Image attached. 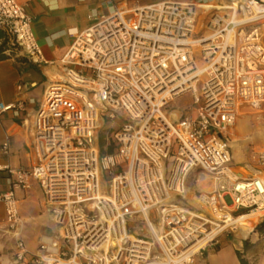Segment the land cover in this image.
Wrapping results in <instances>:
<instances>
[{"label": "built area", "instance_id": "1", "mask_svg": "<svg viewBox=\"0 0 264 264\" xmlns=\"http://www.w3.org/2000/svg\"><path fill=\"white\" fill-rule=\"evenodd\" d=\"M89 17L50 61L24 6L0 0L11 46L31 63L56 66L32 115L35 163L0 164L13 261L28 259L17 191L32 181L55 226L40 237L34 264H193L238 229L236 218L264 221V177L234 169L227 138L239 115L264 105V0L163 1ZM198 22L207 33L194 37ZM184 93L193 110L173 119L167 108ZM22 109L0 103V115ZM108 121L112 151L101 154ZM253 154L264 167V148Z\"/></svg>", "mask_w": 264, "mask_h": 264}, {"label": "crops", "instance_id": "2", "mask_svg": "<svg viewBox=\"0 0 264 264\" xmlns=\"http://www.w3.org/2000/svg\"><path fill=\"white\" fill-rule=\"evenodd\" d=\"M17 1L24 6L31 19L33 31L44 58L59 61L72 42V36L68 31L87 28L92 22L90 14H106L112 7L125 8L163 1L196 2L199 0ZM0 34L2 35L0 43L4 36L7 38L5 50L7 57L0 59V103L9 104L20 101L23 104V109L17 114L8 111L0 115V164H8L11 168L29 167L35 163V156L31 149L32 115L42 101L47 83L54 78L56 66L29 62L14 48L12 49L9 37L1 29ZM19 85L21 89H18ZM39 85L42 86V90L37 93L36 89ZM169 110L176 115L182 112L181 110ZM4 144L7 145L6 150L2 148ZM236 157V153L235 157L232 155L233 167L240 175L258 174L264 177V167L257 164L255 157L251 163L245 164L241 158ZM240 164L244 167H239ZM8 187L4 173L0 172V190H6ZM17 196L28 259L24 262L13 261V240L6 234L4 208L0 203V264H34L31 256L38 247L40 237L50 236L55 231L44 194L36 181H32L30 189L17 191ZM253 219L252 217L242 219L243 231L249 230ZM257 227L246 236L240 232L221 234L217 243L207 246L202 254L195 257L193 264H240L238 252L250 264H264V227Z\"/></svg>", "mask_w": 264, "mask_h": 264}, {"label": "rangeland", "instance_id": "3", "mask_svg": "<svg viewBox=\"0 0 264 264\" xmlns=\"http://www.w3.org/2000/svg\"><path fill=\"white\" fill-rule=\"evenodd\" d=\"M195 36H202L205 35L206 31H201V24L198 22L195 25ZM198 67L204 66V60L201 58L196 57ZM39 81V80H38ZM42 90V86L39 85L36 89L37 93ZM192 99L189 93H184L178 98L171 101L167 109H174V110H193L192 106ZM122 119L117 117L116 122L113 128L110 130L108 136H112L114 131L121 125ZM111 122L108 121L105 127L100 131L99 136L103 133L105 136V132L109 131ZM227 138L229 144L231 146L232 155L235 157V153L237 154L236 158H241L242 162L251 163L254 158V154L252 151H256L258 149L264 148V105L261 106L258 110H249L241 115L236 120L234 127L230 130L227 134ZM99 140V139H98ZM241 145H244L242 148ZM234 159V158H233ZM173 158L170 159L172 161ZM244 167L242 164L239 167ZM248 169V168H247ZM188 184L191 188L194 187L193 175L189 177ZM264 222V221H262ZM260 222L259 224H261ZM259 224H254L252 222L251 226L254 230ZM240 232L243 236L247 235V232L243 230H235L234 232H224V233H237ZM223 234V233H222Z\"/></svg>", "mask_w": 264, "mask_h": 264}, {"label": "trees", "instance_id": "4", "mask_svg": "<svg viewBox=\"0 0 264 264\" xmlns=\"http://www.w3.org/2000/svg\"><path fill=\"white\" fill-rule=\"evenodd\" d=\"M0 37H2V35L0 34ZM6 42H7V38L6 36H4L3 41L0 43V59L6 58L7 55L5 54V50H6ZM12 47V46H11ZM13 49V47H12ZM105 138L103 136V133H101V135L99 136V146H100V153H106V152H111L112 151V146L111 145H107L105 146ZM264 227V222H262L257 228H261ZM252 226H250L248 231H251ZM238 258L240 261V264H250L243 256L240 252H238Z\"/></svg>", "mask_w": 264, "mask_h": 264}, {"label": "bare ground", "instance_id": "5", "mask_svg": "<svg viewBox=\"0 0 264 264\" xmlns=\"http://www.w3.org/2000/svg\"><path fill=\"white\" fill-rule=\"evenodd\" d=\"M171 117L174 119V118H176V114L175 113H171ZM248 217H252V218H254L252 215L250 216H248V215H243V216H241V217H238V218H236L234 221H233V223L232 224H236V226L239 228V230H243L242 228H241V225H242V223H241V221H242V219H246V218H248ZM251 222H254V219L251 221ZM245 232H247V233H249L250 231H245Z\"/></svg>", "mask_w": 264, "mask_h": 264}]
</instances>
